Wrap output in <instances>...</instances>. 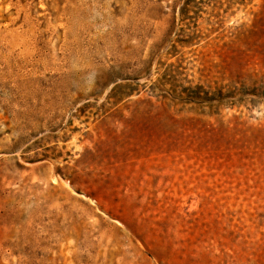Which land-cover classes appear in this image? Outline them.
<instances>
[{
	"label": "rangeland",
	"instance_id": "rangeland-1",
	"mask_svg": "<svg viewBox=\"0 0 264 264\" xmlns=\"http://www.w3.org/2000/svg\"><path fill=\"white\" fill-rule=\"evenodd\" d=\"M0 264H264V0H0Z\"/></svg>",
	"mask_w": 264,
	"mask_h": 264
}]
</instances>
